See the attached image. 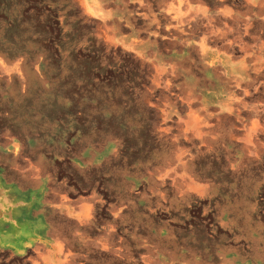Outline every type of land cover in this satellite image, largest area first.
<instances>
[{
    "label": "rangeland",
    "instance_id": "rangeland-1",
    "mask_svg": "<svg viewBox=\"0 0 264 264\" xmlns=\"http://www.w3.org/2000/svg\"><path fill=\"white\" fill-rule=\"evenodd\" d=\"M152 78L77 0H0V182L58 185L97 220L135 188L132 264H264V121Z\"/></svg>",
    "mask_w": 264,
    "mask_h": 264
},
{
    "label": "crops",
    "instance_id": "crops-1",
    "mask_svg": "<svg viewBox=\"0 0 264 264\" xmlns=\"http://www.w3.org/2000/svg\"><path fill=\"white\" fill-rule=\"evenodd\" d=\"M77 2L110 45L149 66L153 80L175 88L193 80L187 89L212 95L224 111L264 121V0ZM120 188L110 191L112 201L104 196L107 218L97 220L85 198L58 185L34 189L30 199L0 182V264L138 262L139 240L129 238L123 218L135 188Z\"/></svg>",
    "mask_w": 264,
    "mask_h": 264
}]
</instances>
